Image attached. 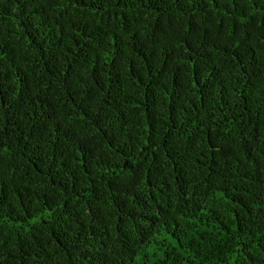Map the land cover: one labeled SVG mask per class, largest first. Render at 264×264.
I'll return each instance as SVG.
<instances>
[{
    "label": "trees",
    "instance_id": "trees-1",
    "mask_svg": "<svg viewBox=\"0 0 264 264\" xmlns=\"http://www.w3.org/2000/svg\"><path fill=\"white\" fill-rule=\"evenodd\" d=\"M0 264H264V0H0Z\"/></svg>",
    "mask_w": 264,
    "mask_h": 264
}]
</instances>
